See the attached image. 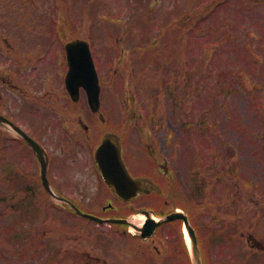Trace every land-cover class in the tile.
<instances>
[{
  "label": "rangeland",
  "instance_id": "rangeland-1",
  "mask_svg": "<svg viewBox=\"0 0 264 264\" xmlns=\"http://www.w3.org/2000/svg\"><path fill=\"white\" fill-rule=\"evenodd\" d=\"M74 37L89 39L99 58L107 47L122 49L113 71L125 94L113 86L120 96L102 105H112L116 122L136 123L139 104V148L155 144L160 161L182 153L179 172H192L191 187L203 182L190 212L207 264H264V0H0V109L25 121L28 102L56 104L48 92L60 81L45 79V71L52 47L61 50ZM9 78L17 88L3 84ZM77 115L89 124L86 112ZM150 122H163L166 131L153 132ZM179 123L183 142L175 139ZM129 130L134 139L133 125ZM147 168L139 150V169ZM6 179L0 177V264H47L40 242L11 238ZM47 220L59 230L50 246L60 257L51 264H97L84 259L88 249L104 256L102 237L89 241L90 226L96 237L102 226Z\"/></svg>",
  "mask_w": 264,
  "mask_h": 264
},
{
  "label": "flooded vegetation",
  "instance_id": "flooded-vegetation-1",
  "mask_svg": "<svg viewBox=\"0 0 264 264\" xmlns=\"http://www.w3.org/2000/svg\"><path fill=\"white\" fill-rule=\"evenodd\" d=\"M106 76H108V73ZM66 109H68V106L60 107L48 119L41 121V128L34 129L35 134H37L36 137H34L39 141L47 154L46 157L48 158V162L45 172H49L51 178L50 181L57 189L62 185V182L56 179L55 173L53 174V172H95L89 152L80 153L84 150H88L89 147L86 144L77 145L78 140H76V146L72 145L75 134L72 124L73 121H60V118L65 116L64 113L67 112ZM136 125L139 130V121ZM84 129H88V127L85 126ZM119 129L121 131L124 130L120 126ZM119 134L121 133L119 132ZM9 141L11 144V151L21 158L20 162H14L12 164L10 172H41L39 168L40 163L37 158L34 157L35 155H33L32 149L29 145L16 136L10 137ZM130 150L131 149L128 148V146L123 145L121 153L123 154L124 160L133 166L134 163H132V157L129 156ZM64 151L69 154L67 160H64ZM137 153L139 155V143H137ZM133 172L139 177V161L135 164ZM92 199V197H89L88 194L83 191L80 192V196H78L76 202L81 207L91 206L93 204ZM115 202L116 200L114 199L109 200L108 204L104 206V209L115 208ZM121 204V208H127V203L122 202ZM135 204L139 206V200L136 201ZM51 205L55 208L60 207V205L54 202H51ZM118 210L119 208H115L114 212ZM121 246L122 249L117 255H112L111 250H109V253L104 259L106 264H139V262L144 261V250L139 248V241L132 246V244H129L126 239L122 238ZM168 257V264H190V261L186 257L185 251L181 246H179L176 251Z\"/></svg>",
  "mask_w": 264,
  "mask_h": 264
},
{
  "label": "water",
  "instance_id": "water-1",
  "mask_svg": "<svg viewBox=\"0 0 264 264\" xmlns=\"http://www.w3.org/2000/svg\"><path fill=\"white\" fill-rule=\"evenodd\" d=\"M77 46L75 49H82L84 51L83 56L85 58L88 57V52L86 48V44L82 41H74L70 42L67 45V48ZM75 61L71 62L70 70L67 73L66 79L68 82L75 83L74 86L77 87V85L82 84L85 86L89 99V103L91 106L97 105V99H98V82L97 78L94 73H90L87 75L86 80L82 81L74 80V76L76 77L78 73L80 72V64L78 63V66H73ZM72 88V86H71ZM0 120H6L5 118H2L0 116ZM119 143L117 139L112 135L108 134L105 135L102 139V143L98 146V148L95 151V158L97 160V163L102 171V175L105 177V180L115 189L117 193L125 192L127 188H130V186H137L139 184V189H142L143 186H145L144 181H140L139 183L136 180H132L126 170L124 165L122 164L121 159L119 158ZM173 217V216H171ZM170 217V218H171ZM188 222H185L187 230L189 232L188 235H190L191 238V248H192V257H193V264H201L200 258H199V251L196 243V238L194 235V232L190 228Z\"/></svg>",
  "mask_w": 264,
  "mask_h": 264
}]
</instances>
